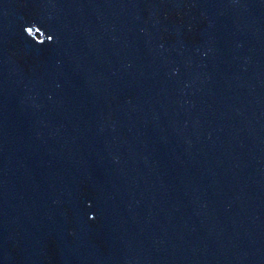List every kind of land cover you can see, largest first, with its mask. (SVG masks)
<instances>
[{
	"label": "water",
	"instance_id": "1",
	"mask_svg": "<svg viewBox=\"0 0 264 264\" xmlns=\"http://www.w3.org/2000/svg\"><path fill=\"white\" fill-rule=\"evenodd\" d=\"M0 264H264V0H0Z\"/></svg>",
	"mask_w": 264,
	"mask_h": 264
}]
</instances>
